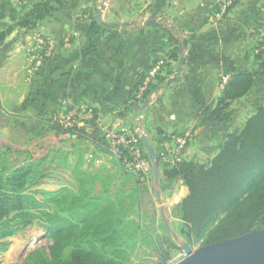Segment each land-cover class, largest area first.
I'll return each mask as SVG.
<instances>
[{
  "label": "crops",
  "instance_id": "1",
  "mask_svg": "<svg viewBox=\"0 0 264 264\" xmlns=\"http://www.w3.org/2000/svg\"><path fill=\"white\" fill-rule=\"evenodd\" d=\"M225 2L32 0L30 7L19 8L12 0H0V146L27 151L31 156L28 148L41 142L44 149L31 157H46L42 175L68 169L67 160L74 154L76 188V174L81 172L90 177L86 180L90 194L94 193L89 187L102 173L101 180L106 179L111 194L130 190L131 180H124V170L106 146L83 139L74 141V151L71 146L66 149L58 144L63 136L48 126L65 105L94 109L102 114L101 124L111 126V112L128 100L152 65L171 56L173 46L162 26L166 25L186 41L184 64L177 77L169 78L174 81L157 88L128 117V126L138 129L153 150L171 146L173 137L189 131L192 139L184 159H194L191 142L202 136L200 117L211 111L220 96L221 77L252 71L256 44L264 38V0H238L218 17ZM96 14L103 24L115 27L99 26ZM35 32L56 39L59 46L29 78V51ZM177 64L171 62L173 72ZM158 133L162 134L159 138H165L162 144L157 143ZM89 155L93 159L89 160ZM62 157H67L64 164ZM164 182L182 184L178 178L163 179L159 171L158 183ZM181 188L185 196L187 190ZM164 213L168 214L160 211L161 217Z\"/></svg>",
  "mask_w": 264,
  "mask_h": 264
},
{
  "label": "trees",
  "instance_id": "2",
  "mask_svg": "<svg viewBox=\"0 0 264 264\" xmlns=\"http://www.w3.org/2000/svg\"><path fill=\"white\" fill-rule=\"evenodd\" d=\"M162 26L173 46L171 56L162 59L161 72L148 84L140 99L128 103L141 81L128 100L115 108L120 111L116 117L127 126L128 117L139 110L151 93L175 80L169 79L173 75L171 62L178 61L183 39L169 26ZM253 62L252 71L229 74L211 111L200 117L198 127L217 128L213 135L217 139L216 146L207 164L194 158L170 167L161 162L164 148L153 150L161 177L178 178L187 190L175 212L178 233L190 247L264 229V103L256 106L237 129L229 132L226 127L231 107L249 96L257 78L264 75V38L256 44ZM64 108L65 111L79 110L67 105ZM88 109L92 117L83 120L80 127L63 128L53 122L60 110L50 118L48 127L58 135H76L74 141L88 139L93 144L106 146L97 122L102 114ZM161 135L158 133L159 144L165 139L164 136L159 138ZM139 147L148 158L140 140ZM124 154L131 158L129 148ZM22 155L25 157L20 159ZM66 159L62 157L61 164L66 163ZM117 162L122 168L121 162ZM45 163L46 157L33 159L27 151L17 152L10 146H0V252L7 249L5 240L17 236L34 222L44 229L52 244L47 248L48 253L37 249L22 264H130V255L138 243L151 247L157 259L155 264H166L172 252L178 250L164 227L161 226L166 236L152 237L142 226L143 206L149 202L148 199L141 201V186L145 182H138L124 171L125 181L131 180L133 184L130 190L110 194L103 179L101 194L92 195L86 189L89 175L78 172L75 193L74 188L67 187L47 192L36 189ZM144 191L147 193L146 189ZM155 222L153 217L152 227Z\"/></svg>",
  "mask_w": 264,
  "mask_h": 264
},
{
  "label": "rangeland",
  "instance_id": "3",
  "mask_svg": "<svg viewBox=\"0 0 264 264\" xmlns=\"http://www.w3.org/2000/svg\"><path fill=\"white\" fill-rule=\"evenodd\" d=\"M263 103L264 75L262 77L257 78L256 87L253 89L249 96L241 100L238 104L233 105L231 107L230 119L226 124L227 130L230 132L240 127L245 118L252 113V110L256 106L261 105ZM203 130L204 131L202 133V136L191 142V154L192 157L197 160V162L207 164L208 159L213 155L214 148L216 146L217 139L214 138L213 135L217 128L205 126ZM219 138H222V134H219ZM59 142L60 143L58 144H60L62 147L67 149L69 146H71L74 151V142L72 140H67L63 137V139L59 140ZM43 149L44 147L41 142L32 144L30 148H28L31 156L39 155V153ZM82 150H84V147ZM67 164L69 165L68 169H62L56 172H45L42 176V179H40L39 186L36 187V189L43 191H53L55 189L54 186H56L55 190L61 187H67L70 189L74 188V190H76L73 179L74 154L68 158ZM88 170L91 173L93 171L90 169ZM151 172H153V169ZM151 172L148 182L141 186L142 203H144L143 201H145L146 199H148L149 201L147 205L143 206V218L141 220V223L144 228H146L150 233H152V237L166 236V233L163 232L161 228V226L163 227L164 223L166 224L165 229L167 230V233L171 240L178 248L177 251L172 252L171 259L166 264H176L184 258V253L181 250V245L185 242L178 233L179 223L177 221L175 212L176 205L180 203V201L186 196H184L183 188H181L184 186L182 184H178L177 182H172L171 185H168V182H164L163 185H160L159 183L154 185ZM103 176V173L100 174V176L92 182L91 186H88L89 189H91L94 193L92 195H100L99 183ZM116 177L121 179V176L119 174H117ZM52 184L56 185L52 186ZM49 185L51 186L49 187ZM143 189H146L147 193ZM173 192H175L174 200H172ZM109 193L111 194L112 191H109ZM161 210H166L168 214L164 213L163 217H161ZM153 217H155L156 221V225L154 227H152L151 225V220L153 219ZM5 242H7V249L5 251L0 252V264H22L29 256V254L37 249L44 250L48 253L47 248L52 244L51 239L45 233L44 229L38 226L36 222H34L31 227L25 228L17 236L5 240ZM198 247V245H195L191 248L197 249ZM151 250V247L148 246L146 243H138L135 250L130 255V264H155L157 259L153 255ZM9 253L13 257L7 260L6 256Z\"/></svg>",
  "mask_w": 264,
  "mask_h": 264
},
{
  "label": "built area",
  "instance_id": "4",
  "mask_svg": "<svg viewBox=\"0 0 264 264\" xmlns=\"http://www.w3.org/2000/svg\"><path fill=\"white\" fill-rule=\"evenodd\" d=\"M16 7L28 8L32 4V0H12ZM236 0H226L223 5H221L218 17L224 15L226 9ZM59 43L56 39L44 35L41 32H35L31 37V48H30V58L27 68V74L29 78H32L43 66V64L51 58L58 48ZM163 62L162 60L156 62L152 65L147 73L143 76L140 84L138 85L132 100L128 103L133 102V100H138L141 98L142 94L145 92L149 83L159 74L162 70ZM229 76L224 75L220 79L219 88L220 90L228 81ZM65 106L60 109L59 116L57 119H53L58 125L63 128H72L82 126L83 120L92 117V112L90 109L80 106L77 110L65 111ZM120 111L114 110L111 112V117L113 123L111 126H104L101 124V117L97 119L99 128L104 136L106 142V148L108 154L114 159L119 160L123 170L131 175H133L138 182L144 183L147 181L150 172L152 171V165L148 158H145L139 147V136L140 132L138 129H131L122 120L118 119L116 115ZM67 140L74 141L76 135L64 134L61 135ZM192 139L191 132H184L177 135L171 139V146L164 147V151L161 152V162L167 164L170 167L176 166L184 160V155L186 148ZM130 149L131 158L128 159L124 150ZM89 160L93 159L92 155L88 156ZM96 163H99L95 160Z\"/></svg>",
  "mask_w": 264,
  "mask_h": 264
},
{
  "label": "water",
  "instance_id": "5",
  "mask_svg": "<svg viewBox=\"0 0 264 264\" xmlns=\"http://www.w3.org/2000/svg\"><path fill=\"white\" fill-rule=\"evenodd\" d=\"M95 19L99 26L115 27L103 24L98 14H96ZM185 47L186 41H183L179 46L180 57L172 78L179 75L184 64L183 51ZM139 140L152 165L153 181L158 184L159 167L154 151L144 135H140ZM163 227L166 228L165 223ZM181 250L184 253V258L176 264H264V229H255L240 236L201 246L197 249H192L183 243Z\"/></svg>",
  "mask_w": 264,
  "mask_h": 264
},
{
  "label": "bare ground",
  "instance_id": "6",
  "mask_svg": "<svg viewBox=\"0 0 264 264\" xmlns=\"http://www.w3.org/2000/svg\"><path fill=\"white\" fill-rule=\"evenodd\" d=\"M10 253H11V252H10ZM10 253L6 256L7 260H9V259H11V257H13V256H11Z\"/></svg>",
  "mask_w": 264,
  "mask_h": 264
}]
</instances>
